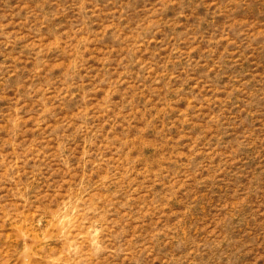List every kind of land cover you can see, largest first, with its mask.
<instances>
[{"label": "rangeland", "instance_id": "obj_1", "mask_svg": "<svg viewBox=\"0 0 264 264\" xmlns=\"http://www.w3.org/2000/svg\"><path fill=\"white\" fill-rule=\"evenodd\" d=\"M0 264H264V0H0Z\"/></svg>", "mask_w": 264, "mask_h": 264}]
</instances>
